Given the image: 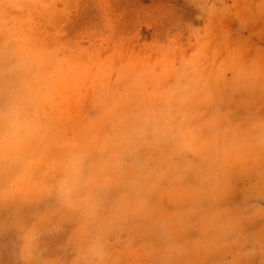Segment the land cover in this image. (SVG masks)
<instances>
[{"label": "rangeland", "instance_id": "rangeland-1", "mask_svg": "<svg viewBox=\"0 0 264 264\" xmlns=\"http://www.w3.org/2000/svg\"><path fill=\"white\" fill-rule=\"evenodd\" d=\"M0 264H264V0H0Z\"/></svg>", "mask_w": 264, "mask_h": 264}, {"label": "crops", "instance_id": "crops-1", "mask_svg": "<svg viewBox=\"0 0 264 264\" xmlns=\"http://www.w3.org/2000/svg\"><path fill=\"white\" fill-rule=\"evenodd\" d=\"M200 101H205V103H206V105H204V106L200 104V106H201L200 110L201 111H204L207 116L214 114V110H215L216 106L212 105V103L217 102V100L215 98L211 97V98H207L206 100H200Z\"/></svg>", "mask_w": 264, "mask_h": 264}]
</instances>
